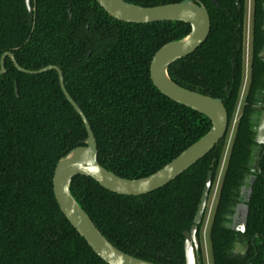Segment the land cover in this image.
Masks as SVG:
<instances>
[{
  "label": "trees",
  "instance_id": "obj_1",
  "mask_svg": "<svg viewBox=\"0 0 264 264\" xmlns=\"http://www.w3.org/2000/svg\"><path fill=\"white\" fill-rule=\"evenodd\" d=\"M152 7L181 0H125ZM210 14L206 41L172 64L176 84L222 98L233 117L241 87L243 6L198 0ZM263 0H254L251 79L221 184L210 243L214 264H264V146L248 202L246 258L232 253L235 233L225 225L234 193L250 175L251 116L264 90ZM0 0V57L14 55L26 70L58 66L71 98L93 131L98 163L127 179L145 177L203 136L210 122L163 96L149 79L152 55L185 37L184 23L134 25L110 18L95 0ZM231 61L234 63L231 68ZM0 75V264H106L62 214L52 176L58 160L86 138L55 71L30 75L5 59ZM15 85L17 94H15ZM226 89V90H225ZM228 92V94H227ZM225 138L167 186L122 196L76 176L70 193L116 248L156 264H184L182 232L190 228L208 170L215 175Z\"/></svg>",
  "mask_w": 264,
  "mask_h": 264
},
{
  "label": "water",
  "instance_id": "obj_2",
  "mask_svg": "<svg viewBox=\"0 0 264 264\" xmlns=\"http://www.w3.org/2000/svg\"><path fill=\"white\" fill-rule=\"evenodd\" d=\"M96 2L109 16L122 22L146 24L164 21H183L191 26V31L187 37L162 46L154 54L150 63L151 80L162 94L179 104L205 115L212 123L209 132L185 149L178 157L149 176L134 180L119 177L98 163V152L94 135L84 114L65 90L60 69L48 66L39 71L25 70L17 64L12 53L6 52L0 58V75L5 73L4 60L7 56L14 67L25 74H36L48 70L57 71L60 88L65 98L82 119L87 133V138L81 142L82 145L71 149L55 165L52 176V189L59 209L91 250L106 264H155L129 255L112 245L72 197L70 183L74 177L84 176L91 178L109 192L122 196H142L158 190L174 180L207 155L224 137L228 126V115L222 100L181 88L173 83L168 76V68L171 64L192 53L207 38L210 31L209 14L203 5L195 4L190 0L154 7H141L123 0H96ZM25 3L29 9V0H25ZM262 8L264 11V1ZM262 30L264 31V21ZM259 57L264 58V47L260 51ZM15 94H17L16 85ZM262 109L260 116L255 115L253 117L256 121L254 129V154H257V151L264 145V101ZM211 180L212 172L209 171L193 224L189 231L183 233L186 264H195L196 262L193 247H198L196 231L204 214ZM247 210L248 208L244 207L240 222L235 227L236 231H244ZM239 247V244L236 243V250Z\"/></svg>",
  "mask_w": 264,
  "mask_h": 264
},
{
  "label": "flooded vegetation",
  "instance_id": "obj_3",
  "mask_svg": "<svg viewBox=\"0 0 264 264\" xmlns=\"http://www.w3.org/2000/svg\"><path fill=\"white\" fill-rule=\"evenodd\" d=\"M123 1H125V0H123ZM182 1H184V0H181L180 2H182ZM190 1H192L193 3H195V4H201V5H203L206 9H207V7L204 5V4H202L201 2H199L198 0H190ZM264 1V0H263ZM95 2H96V0H95ZM125 2H127V1H125ZM180 2H177V3H180ZM24 3H25V0H24ZM127 3H130V2H127ZM177 3H172V4H177ZM240 3H242V6H243V49H242V65H241V87H240V92H239V97H238V101H237V105H236V107H235V111H236V109H237V106H238V104H239V102H241V101H243V103H242V107H243V105H244V103H245V97H246V94H247V91H248V88H249V84H250V77H251V64H252V54H253V42H254V11H255V9H254V0H252L251 1V3H249V6H248V8L246 7L247 5V1L246 0H239L238 2H237V0H235V4H236V6H237V10L239 11L240 10ZM96 4L99 6V4L96 2ZM130 4H133V3H130ZM262 4H263V2H262ZM134 5H136V4H134ZM164 5H166V4H164ZM25 6H26V3H25ZM137 6H141V5H137ZM158 6H160V5H158ZM100 7V6H99ZM141 7H144V6H141ZM152 7H154V6H152ZM101 8V7H100ZM261 8H262V5H261ZM26 9H27V11L28 12H30L31 11V5H30V0H29V9L27 8V6H26ZM102 9V8H101ZM103 10V9H102ZM104 11V10H103ZM105 12V11H104ZM207 12H208V14H209V11H208V9H207ZM262 12H263V19H262V25H261V31H262V33H263V43H262V46H261V48H260V50L258 51V53H257V57L260 59V61L262 62V63H264V58H262V57H259V53H260V51L263 49V47H264V31L262 30V26H263V21H264V11H263V8H262ZM106 13V12H105ZM107 14V13H106ZM108 15V14H107ZM109 16V15H108ZM110 18H112L111 16H109ZM113 20H116V19H114V18H112ZM209 19H210V14H209ZM116 21H118V22H122V21H119V20H116ZM164 22H170V21H164ZM175 22H177V23H184V24H186V25H188L189 26V28H190V31H191V26L188 24V23H186V22H183V21H175ZM123 23H127V22H123ZM153 23H158V22H153ZM153 23H146V24H153ZM127 24H134V25H146V24H137V23H127ZM210 28H211V19H210ZM190 31H189V33H190ZM189 33L185 36V37H187L188 35H189ZM209 33H210V31H209ZM209 35V34H208ZM185 37H183V38H181V39H184ZM208 37V36H207ZM181 39H179V40H181ZM207 39V38H206ZM206 39H205V41H206ZM176 41H178V40H176ZM204 41V42H205ZM203 42V43H204ZM167 43H169V42H167ZM167 43H165V44H167ZM202 43V44H203ZM164 44V45H165ZM201 44V45H202ZM164 45H162V46H164ZM200 45V46H201ZM161 46V47H162ZM200 46H198L192 53H190L189 55H187V56H185V57H183V58H181V59H178L177 61H179V60H182V59H184V58H186V57H188V56H190L191 54H193ZM160 47V48H161ZM159 48V49H160ZM158 49V50H159ZM157 50V51H158ZM156 51V52H157ZM155 52V53H156ZM10 53V52H9ZM154 53V54H155ZM154 54L152 55V57H151V59H150V62H149V66H148V69H149V79H150V81H151V83H152V85L154 86V84H153V82H152V80H151V77H150V63H151V61H152V58H153V56H154ZM14 56V55H13ZM8 57V56H7ZM6 57V58H7ZM1 58V57H0ZM5 58V59H6ZM9 58V57H8ZM10 59V58H9ZM176 61V62H177ZM175 63V62H174ZM173 63V64H174ZM4 64H5V60H4ZM172 65V64H171ZM170 65V66H171ZM49 66H53V67H57L58 69H60L58 66H54V65H49ZM169 66V67H170ZM4 67H5V65H4ZM46 67H48V66H46ZM46 67H44V68H46ZM233 67H234V63H233V61H231V68L233 69ZM22 68V67H21ZM24 69V68H23ZM41 69H43V68H41ZM41 69H38V70H29V71H39V70H41ZM169 69V68H168ZM26 70V69H25ZM19 71V70H18ZM48 71H55L56 73H57V71L56 70H48ZM60 71L62 72V70L60 69ZM20 72V71H19ZM44 72H47V71H44ZM44 72H41V73H44ZM23 73V72H22ZM41 73H36V74H41ZM36 74H30V75H36ZM57 75H58V73H57ZM169 76V75H168ZM62 77H63V83H64V76H63V72H62ZM170 78V77H169ZM171 79V78H170ZM58 82H59V77H58ZM173 82V81H172ZM173 83H175V82H173ZM176 84V83H175ZM176 85H178V84H176ZM59 86H60V84H59ZM178 86H180V85H178ZM64 87H65V84H64ZM155 87V86H154ZM181 88H184V87H182V86H180ZM155 89L157 90V91H159L156 87H155ZM184 89H186V90H188V91H191V92H195V93H199V92H196V91H192V90H190V89H187V88H184ZM65 90H66V87H65ZM226 90V89H225ZM67 91V90H66ZM160 92V91H159ZM63 93V92H62ZM67 93H68V91H67ZM161 93V92H160ZM162 94V93H161ZM199 94H201V93H199ZM227 94H228V92H227ZM64 95V94H63ZM68 95H69V93H68ZM163 96H165L164 94H162ZM202 95H204V94H202ZM70 96V95H69ZM204 96H207V95H204ZM65 97V96H64ZM71 97V96H70ZM166 97V96H165ZM207 97H209V96H207ZM166 98H168V97H166ZM211 98H213V97H211ZM66 99V98H65ZM72 99V98H71ZM169 99V98H168ZM218 99H221L222 100V102H223V99L222 98H218ZM67 100V99H66ZM73 100V99H72ZM169 100H171V99H169ZM68 101V100H67ZM74 101V100H73ZM171 101H173V100H171ZM263 101H264V90L263 91H259L258 92V94L256 95V98H255V102H254V104H253V109H254V112H253V114H252V116H251V123H252V130H253V145H252V148H251V159L249 160V167H250V175L249 176H246L244 179H243V181H242V184L238 187V190L236 191V193H234L235 194V196L232 198V202H231V204H232V206H231V208H230V210H229V212L225 215V219H226V221H225V225H226V227H228L230 230H232L234 233H235V240H234V242H233V244H232V253L234 254V255H237V256H240L241 258H246V256L248 255V252H249V244H248V241H247V239H246V237L244 236V234H245V232H246V225H245V229H244V231H236L235 230V227H236V225L238 224V222H240V218H241V216L243 215L242 213H243V210H244V207H247L248 208V202L250 201V196H251V186L253 185V183H254V176H255V170H256V168H257V166H258V161H259V158H260V155H261V150H262V147L264 146V145H262L261 146V148L257 151L258 153L257 154H254V148H255V143H254V137H255V131H254V129H255V127H256V121L253 119V117L255 116V115H257V116H260V114H261V112H262V103H263ZM75 102V101H74ZM173 102H175V101H173ZM69 103V102H68ZM76 103V102H75ZM176 104H179V103H177V102H175ZM70 104V103H69ZM71 105V104H70ZM76 105H77V103H76ZM179 105H181V106H183V107H186V106H184V105H182V104H179ZM223 105H224V102H223ZM72 106V105H71ZM78 106V105H77ZM79 107V106H78ZM225 107V106H224ZM72 108H73V106H72ZM80 108V107H79ZM186 108H188V109H190V110H192V111H194V112H196V113H198V114H200V115H202V116H204L209 122H210V128H211V126H212V123H211V121L205 116V115H203V114H201V113H199V112H197V111H195V110H193V109H191V108H189V107H186ZM74 109V108H73ZM226 109V108H225ZM80 110H81V108H80ZM241 110H242V108H241ZM75 111V110H74ZM82 111V110H81ZM227 111V110H226ZM76 112V111H75ZM83 113V112H82ZM241 113V112H240ZM84 114V113H83ZM234 114H235V112H234ZM234 114H233V117L231 118V119H229V116H228V126H227V130H226V133H225V135H224V137L221 139V140H223L224 138H225V145H224V150H223V153H222V157H221V161H220V165H219V167H218V169H217V172H216V174L214 175L213 174V172H212V170H208V172L209 171H211L212 172V180H211V186H210V190H209V193H208V199H207V203H206V207H205V210H204V214H203V217H202V220H201V222H200V224L198 225V227H197V231H196V237H197V240H198V247L197 248H195V247H193V250H194V258H195V264H214V260H213V255H212V248H211V243H210V229H211V224H212V221H213V218H214V214H215V208H216V205H217V201H218V197H219V192H220V188H221V184H222V181H223V177H224V174H225V170H226V165H227V161H228V157H229V151H230V147H231V144H232V140H233V136H234V131H235V127H236V124H237V121H238V119H239V117H238V119H237V121H236V123H235V125H234V127H233V132H232V135H231V140H230V143H229V146H227V148H226V141H227V137H228V133H229V131H230V129H231V127H232V122H233V118H234ZM78 115V114H77ZM227 115H228V113H227ZM79 116V115H78ZM85 116V115H84ZM240 116V115H239ZM80 117V116H79ZM85 118H86V116H85ZM81 119V118H80ZM86 120H87V118H86ZM81 121H82V119H81ZM87 122H88V120H87ZM82 123H83V121H82ZM88 124H89V122H88ZM83 126H84V123H83ZM89 126H90V124H89ZM210 128H209V130H210ZM90 129H91V127H90ZM84 130H85V127H84ZM209 130L205 133V134H207L208 132H209ZM91 131H92V129H91ZM85 132H86V130H85ZM92 133H93V131H92ZM204 134V135H205ZM94 135V134H93ZM203 135V136H204ZM203 136H201V137H203ZM200 137V138H201ZM86 138H87V133H86ZM85 138V139H86ZM95 138V137H94ZM199 138V139H200ZM84 139V140H85ZM198 139V140H199ZM84 140H82V141H84ZM198 140H196V141H198ZM220 140V141H221ZM82 141H80L79 143H78V145H82ZM195 141V142H196ZM219 141V142H220ZM95 142H96V139H95ZM195 142H193V143H195ZM218 142V143H219ZM192 143V144H193ZM217 143V144H218ZM191 144V145H192ZM216 144V145H217ZM77 145V146H78ZM191 145H189V146H191ZM215 145V146H216ZM188 146V147H189ZM96 147H97V143H96ZM187 147V148H188ZM187 148H185V149H187ZM184 149V150H185ZM214 149V148H213ZM212 149V150H213ZM226 149V150H225ZM184 150H182L179 154H177L174 158H172L169 162H167L166 164H168V163H170L173 159H175L176 157H178ZM211 150V151H212ZM210 151V152H211ZM97 152H98V148H97ZM209 154V153H208ZM206 156V155H205ZM204 156V157H205ZM97 157H98V153H97ZM203 157V158H204ZM203 158H201V159H203ZM200 159V160H201ZM200 160H198V161H200ZM98 161V160H97ZM197 161V162H198ZM196 162V163H197ZM195 163V164H196ZM221 163H222V166H221ZM166 164H164L162 167H164ZM194 164V165H195ZM194 165H192V166H194ZM191 166V167H192ZM162 167H160L159 169H161ZM190 167V168H191ZM190 168H188L186 171H188ZM158 169V170H159ZM158 170H156V171H158ZM156 171H154L153 173H155ZM186 171H184L183 173H185ZM208 172H207V174H208ZM153 173H151V174H153ZM182 173V174H183ZM151 174H149V175H151ZM182 174H180L179 176H181ZM116 175V174H115ZM149 175H147V176H149ZM118 176V175H117ZM178 176V177H179ZM120 177V176H119ZM146 177V176H145ZM178 177H176V178H178ZM206 177H207V175H206ZM123 178V177H122ZM143 178V177H142ZM175 178V179H176ZM125 179H127V178H125ZM139 179V178H138ZM174 179V180H175ZM130 180H134V179H130ZM174 180H172V181H174ZM252 180H253V183H252ZM171 181V182H172ZM205 181H206V178H205ZM171 182H169L168 184H170ZM167 184V185H168ZM167 185H165V186H167ZM204 185H205V182H204ZM164 186V187H165ZM101 187V186H100ZM163 188V187H162ZM203 188H204V186H203ZM161 189V188H160ZM159 190V189H158ZM156 191V190H155ZM202 191H203V189H202ZM154 192V191H153ZM150 193H152V192H150ZM213 193H214V195H213ZM149 194V193H148ZM201 194H202V192H201ZM146 195V194H145ZM212 195H213V200H212V202L210 203V201H211V198H212ZM200 197H201V195H200ZM214 197H216V199H215V205H214V207H212V204H213V201H214ZM249 198V199H248ZM199 202H200V199H199ZM199 202H198V204H199ZM211 204V205H210ZM197 208H198V205H197ZM211 211H212V214H211ZM196 212H197V209H196ZM196 212H195V214H196ZM247 213H248V210H247ZM195 214H194V217H195ZM211 214V215H210ZM194 217H193V220H194ZM247 218V217H246ZM193 220H192V224H193ZM208 223H209V228H208V232H207V235H206V238H205V233H206V226L208 225ZM192 224H191V226H192ZM206 224V225H205ZM191 226H190V228H191ZM190 228L188 229V230H186V231H189L190 230ZM185 231H183L182 232V237H183V256H184V264H186V258H185V250H184V241H185V239H184V236H183V233H184ZM239 244V248H238V250H236V248H235V244ZM148 262H150V261H148ZM153 263V262H152ZM156 264V263H155ZM245 264H252L249 260L248 261H246V263Z\"/></svg>",
  "mask_w": 264,
  "mask_h": 264
},
{
  "label": "rangeland",
  "instance_id": "obj_4",
  "mask_svg": "<svg viewBox=\"0 0 264 264\" xmlns=\"http://www.w3.org/2000/svg\"><path fill=\"white\" fill-rule=\"evenodd\" d=\"M247 1V8H248V6H249V3H251V1L252 0H246ZM242 103H243V101H241V102H239V104H238V106H237V109H236V111H235V114H234V118H233V122H232V127H231V129H230V131H229V133H228V137H227V141H226V148H227V146H229V143H230V140H231V135H232V132H233V127H234V125H235V123H236V121H237V119H238V117H239V115H240V112H241V108H242ZM226 150V149H225ZM221 166H222V163H221ZM213 195H214V193H213ZM213 195H212V198H211V201H210V203L212 202V200H213ZM215 199H216V197H214V201H213V204H212V207H214V205H215ZM211 205V204H210ZM211 214H212V211H211ZM210 214V215H211ZM206 225V224H205ZM208 228H209V223H208V225L206 226V233H205V238H206V235H207V232H208Z\"/></svg>",
  "mask_w": 264,
  "mask_h": 264
}]
</instances>
